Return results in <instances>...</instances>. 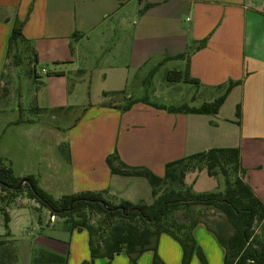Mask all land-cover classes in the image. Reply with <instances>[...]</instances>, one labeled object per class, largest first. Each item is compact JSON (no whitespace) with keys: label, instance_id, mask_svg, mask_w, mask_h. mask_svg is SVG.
<instances>
[{"label":"crops","instance_id":"obj_1","mask_svg":"<svg viewBox=\"0 0 264 264\" xmlns=\"http://www.w3.org/2000/svg\"><path fill=\"white\" fill-rule=\"evenodd\" d=\"M132 18L136 21L131 27ZM17 24L37 54L36 64L55 66L50 76H65L67 70L80 76H111L112 85L104 88L102 100L88 104L82 118L68 125L69 154L63 173L70 191L64 196L92 191L103 192L105 200L116 206L122 201L152 204L146 178L111 172L107 158L115 153L127 166L144 167L160 177L167 164L212 148H239L243 169L264 166V0H0V88L9 64V38ZM180 55L186 57L175 59ZM171 71L188 72L199 83L170 82L166 76ZM132 76L142 77L133 85ZM157 76H164L165 88L195 86L198 95L189 100L200 105L157 103L149 94L134 100L136 87L140 92L154 89L158 96ZM229 81L241 84L231 90L217 115L173 113L153 105L200 107L218 99ZM115 92L128 101L112 102L108 96ZM143 99L147 102L139 101L128 110L116 107ZM206 172L187 175L185 181L194 192H203L198 185ZM244 179L249 184L247 173ZM250 182L264 203L262 176L251 172ZM25 200L16 198L6 205L10 221L6 227L4 219L5 232L0 229V242H5L0 245V264L5 248L16 256L15 264L25 257L17 247L15 218L9 211L14 205L23 208ZM59 219L63 225H57ZM48 225H53L55 235H49L38 250L65 256L67 264L91 260L87 230L71 231L67 220L58 216ZM193 235L208 264H224L225 249L204 223ZM158 254L163 264H182V247L170 235L160 237ZM34 255H27L29 264ZM153 259L154 252L147 251L138 264H153ZM93 264L132 263L121 253ZM191 264H201L196 254Z\"/></svg>","mask_w":264,"mask_h":264},{"label":"trees","instance_id":"obj_2","mask_svg":"<svg viewBox=\"0 0 264 264\" xmlns=\"http://www.w3.org/2000/svg\"><path fill=\"white\" fill-rule=\"evenodd\" d=\"M23 45H27L36 60L37 54L24 37L22 26L17 24L9 38L8 58L10 59L16 51L20 53ZM184 57L186 55L177 56L175 59ZM188 75V72L171 71L166 79L170 82L199 83ZM239 84L241 81H229L224 93L218 99L200 107L153 105L173 113L217 115L231 90ZM139 101L147 102L143 99L131 101L125 107H116L128 110ZM236 116L238 119L241 118L240 105L237 107ZM17 122L22 123L24 120L20 119ZM107 163L113 174L146 178L152 187L154 202L132 204L122 201L116 206L105 200L103 192L92 191L56 199L42 190L34 178L15 177L12 167L0 156V188L5 195L2 197L8 199L7 202L10 204L17 196L27 191L28 198L36 200L51 215L65 218L71 231L87 230L90 236L91 260L83 264H93L96 259L103 257L112 260L121 253H126L132 264H138L140 256L147 251L154 252L153 264H163L158 254V244L163 234L170 235L181 245L182 264H191L195 254L201 264H208L193 235L199 223H204L224 247L226 252L224 264H264V240L256 234L260 225L264 223V203L244 179L245 171L241 164L239 148H212L169 163L166 165L163 177L144 167L127 166L121 161L118 153L110 155ZM194 163H198L201 167L194 170ZM202 170H206L212 178L222 175L225 178V190L194 192L192 187L186 184V175L188 172ZM23 180L27 181L24 188H17ZM167 182H178L180 188L162 192V187ZM117 207H122L124 211L117 210ZM196 207L216 210L225 221L216 222V228H212L208 222L193 216ZM2 210L5 226L8 227L9 214L5 208ZM180 211L185 212L182 218L177 216ZM92 215L101 217L98 223H92ZM1 244L5 245V242H0ZM9 254L8 249L5 248L1 264L16 263V256ZM34 264H67V258L42 250L35 258Z\"/></svg>","mask_w":264,"mask_h":264},{"label":"rangeland","instance_id":"obj_3","mask_svg":"<svg viewBox=\"0 0 264 264\" xmlns=\"http://www.w3.org/2000/svg\"><path fill=\"white\" fill-rule=\"evenodd\" d=\"M134 21H136V18L131 19V27ZM108 43L110 46L111 43L109 41ZM173 66H175L174 63ZM64 67H69V65ZM92 67L95 68L96 66ZM43 68H46L47 73L43 72ZM54 71L55 66L52 64H36L35 57L31 54L27 45L21 47L20 53L16 51L10 57L5 74L1 77L3 86L0 88L2 97L0 99V120L4 123H0V156L12 167L15 177L20 179L32 177L42 190L59 199L70 191L67 186V173H63L64 169H67L66 159H68L69 154L67 143L68 125H74L82 118L86 113L88 104L101 101L104 96V88L112 84L109 81L111 76H80L71 74L69 70L66 71L65 76H50ZM141 77L132 76V84L135 85ZM163 77L157 76L156 89L160 92L157 97V94H154V89L150 92L146 90L140 92L139 87H136L133 92V99L149 94L150 99L157 103L177 105L186 101L192 106L200 105L197 102L198 100L196 102L189 100L194 95H198L195 86H188L187 89L165 88L167 83ZM106 79L108 85L103 86ZM108 97L112 102L128 101L121 93L115 92L109 94ZM65 112L72 115L65 117ZM20 119L24 122H15ZM262 164H264V161H262ZM194 166V170L201 167L198 163H194ZM250 167V170H246L247 168L244 167L249 184L252 185L250 182L251 172L253 176L261 175L263 181L264 166L251 165ZM225 187V178L222 175L212 178L206 172L200 177L198 191L223 192ZM179 188L180 184L178 182H167L163 185L161 191L165 192ZM2 196L5 195H3L0 188V229L3 227V232H5L2 209L6 208L8 199H4ZM16 198L25 200L28 198L27 191ZM25 201L26 204L23 208L14 205L9 211L15 218L13 233L17 240V247L25 255L19 264H29L27 255L35 253L31 262L33 264L37 253L42 249L39 248L38 250V247L49 235H55V232L52 228L53 225H48L50 224L51 213L40 206L36 200L26 199ZM37 205L40 206L39 210L43 209L41 212L37 210L38 207L36 209ZM184 215V211L177 213V216L181 218ZM193 216L208 222L212 228H216V222L225 221V218L218 211L211 208L196 207ZM91 217L93 224L98 223L101 218L98 215H92ZM40 219H42V223ZM63 224L64 220L59 219L57 225ZM256 234L264 240V223L260 225ZM2 239H5L4 236L1 237Z\"/></svg>","mask_w":264,"mask_h":264},{"label":"water","instance_id":"obj_4","mask_svg":"<svg viewBox=\"0 0 264 264\" xmlns=\"http://www.w3.org/2000/svg\"><path fill=\"white\" fill-rule=\"evenodd\" d=\"M26 182H27L26 180L21 181L17 188H22L25 185ZM104 205L106 206V204H104ZM117 209H122L123 210L122 207H117Z\"/></svg>","mask_w":264,"mask_h":264},{"label":"built area","instance_id":"obj_5","mask_svg":"<svg viewBox=\"0 0 264 264\" xmlns=\"http://www.w3.org/2000/svg\"><path fill=\"white\" fill-rule=\"evenodd\" d=\"M117 210H122V209H117ZM123 211H124V209H123ZM56 218H57V216L51 215L50 221L54 222Z\"/></svg>","mask_w":264,"mask_h":264}]
</instances>
